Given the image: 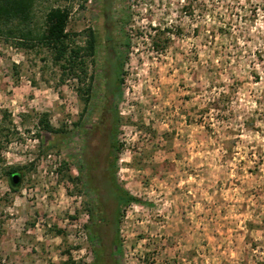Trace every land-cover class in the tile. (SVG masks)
<instances>
[{"label": "rangeland", "instance_id": "374dc122", "mask_svg": "<svg viewBox=\"0 0 264 264\" xmlns=\"http://www.w3.org/2000/svg\"><path fill=\"white\" fill-rule=\"evenodd\" d=\"M56 6L70 45L92 30L96 52L81 82L47 46L0 39V264H92L75 178L113 198L111 168L140 200L119 208L114 264H264V0H36L37 29ZM117 56L110 168V140L99 129L83 154L74 123L109 124Z\"/></svg>", "mask_w": 264, "mask_h": 264}, {"label": "trees", "instance_id": "16d2710c", "mask_svg": "<svg viewBox=\"0 0 264 264\" xmlns=\"http://www.w3.org/2000/svg\"><path fill=\"white\" fill-rule=\"evenodd\" d=\"M35 6L36 0H0V39L6 41L14 42L16 44H21L24 46H33L34 43H41L43 46H47L55 53V58L59 61L67 62V65L63 63L64 69H69L71 75L76 77L81 82H84L87 77V58L91 55H94L96 52L97 38L94 31L90 30L89 37L87 39L85 46H71L69 43V34L67 27L69 24V10L68 8H62L60 6L52 7L48 10L45 17V24L41 29H37L35 25ZM107 17L112 18L111 8L107 11ZM107 41L112 40L111 36L107 37ZM112 44V43H111ZM110 47L112 49V45ZM115 50H112V54L115 53ZM120 57H116V62L114 60L115 68V83H111L108 86L107 94L110 96V100L107 106H104L105 110H108L111 118L109 124H106L104 128H100L99 122L97 124H91L90 126L85 127L83 120L80 122L74 123L76 127H79L83 130V142L84 150L83 154L87 153V149L92 143V137L98 133L99 129L103 132L108 140H110V146L108 149L109 152V164L110 168L112 167L111 163L117 161L118 156H114V150L119 151L120 147L117 145V134L118 126L120 122V113L117 111L115 106V90L117 86V80L122 81L119 75V68L121 63L119 61ZM119 82V83H120ZM119 87V86H118ZM82 94L86 93V101H89L90 88L82 89ZM117 97V94H116ZM84 115V114H83ZM86 115V114H85ZM84 115V122H85ZM40 129L44 131L53 132V133H65V128H55L52 126L48 119V115L44 114L39 119L38 124ZM110 136V138H109ZM95 137V136H94ZM90 150V149H89ZM82 154V155H83ZM84 156V155H83ZM108 153L106 155L107 159ZM81 165V166H80ZM79 170L83 174L84 169L87 166L85 160L80 161ZM107 167V161L105 160V170ZM21 168L19 167H10L6 172V177L9 181V185L12 190L17 191L18 187L13 183L12 177L13 174L20 172ZM108 172V171H107ZM115 171L111 168L110 176H112V181L110 182L112 190L115 192L116 202V236L113 238L112 245H119V229L117 226V219L119 216V208L123 205L130 203H138L140 200L131 195L129 192L121 189V187L116 183L114 174ZM21 177V174H19ZM75 180H86L82 176L76 177ZM116 237V238H115ZM116 251V250H115ZM114 251V252H115ZM94 253V257H97V253ZM93 255V254H92ZM94 261L93 264H95ZM63 264H79L75 262L72 258L64 261Z\"/></svg>", "mask_w": 264, "mask_h": 264}, {"label": "flooded vegetation", "instance_id": "af4514ba", "mask_svg": "<svg viewBox=\"0 0 264 264\" xmlns=\"http://www.w3.org/2000/svg\"><path fill=\"white\" fill-rule=\"evenodd\" d=\"M107 181L110 185L109 188L111 189L113 198L111 196H104L101 192L103 188L101 189L95 186L89 176H87L86 180L81 181L83 209L85 212H88V221L85 224V228L93 254L92 264L94 261H96L95 264L115 263L113 255L116 246H113L112 242L114 238L113 232L115 230L116 211L112 207V201L115 199V192L112 190L113 188L110 184L112 176L109 175ZM112 225H114V230L111 229ZM110 237L112 238L110 239ZM93 252L97 253V257H94Z\"/></svg>", "mask_w": 264, "mask_h": 264}, {"label": "water", "instance_id": "95a60500", "mask_svg": "<svg viewBox=\"0 0 264 264\" xmlns=\"http://www.w3.org/2000/svg\"><path fill=\"white\" fill-rule=\"evenodd\" d=\"M20 180V176L19 174H14L13 177H12V181L14 184H17Z\"/></svg>", "mask_w": 264, "mask_h": 264}]
</instances>
